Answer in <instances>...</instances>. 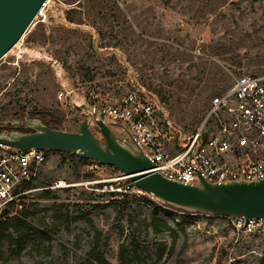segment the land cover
Instances as JSON below:
<instances>
[{
    "label": "rangeland",
    "instance_id": "1",
    "mask_svg": "<svg viewBox=\"0 0 264 264\" xmlns=\"http://www.w3.org/2000/svg\"><path fill=\"white\" fill-rule=\"evenodd\" d=\"M256 74H264V0H50L0 60V120L47 121L51 112L62 117L58 130L77 132L76 121L92 105L90 94L104 100L138 91L187 137L199 127L212 96L236 78ZM209 80L212 90L203 93ZM194 108L196 115L188 116ZM107 125L116 136L123 134ZM172 133L171 149L179 153L185 141ZM58 181L74 188L39 199V189ZM128 181L116 168L94 161L77 167L66 153L49 152L24 209L46 215L59 203L79 208L70 207L67 226L45 229L50 241L41 256L28 245L13 260L3 248L0 264H76L95 238L108 264H120L119 247L130 249L131 242H138L137 258L128 264H264V235L237 234L230 219L159 210L178 236L171 252L167 235L154 236L145 227L152 209L143 204V193L129 199V210L117 220V204H107L97 189L112 182L122 188ZM159 244L166 245L163 254Z\"/></svg>",
    "mask_w": 264,
    "mask_h": 264
},
{
    "label": "built area",
    "instance_id": "2",
    "mask_svg": "<svg viewBox=\"0 0 264 264\" xmlns=\"http://www.w3.org/2000/svg\"><path fill=\"white\" fill-rule=\"evenodd\" d=\"M49 1H45L39 15L45 11ZM56 72L61 76L59 67ZM137 93L134 91L118 99L104 100L92 93L88 97L92 105L84 116L91 117L95 113V118L105 124L110 121L111 125L119 126L123 134L118 137L142 150L155 165L154 170L168 180L195 184L197 173L208 182L218 183L264 179V74L236 78L230 88L211 99L199 127L187 137L172 127L163 110L152 99L141 98ZM92 121L91 118V125ZM172 131L185 141L180 144L179 153L171 149ZM48 153L35 149L18 151L0 144V212L8 209L11 203L14 211H21V198L37 189L23 192L17 189L22 184H34L38 180ZM119 186L115 182L105 183L98 186L97 191L114 193L113 198L116 199H120L122 194L146 195L134 185L130 188L129 183L122 188ZM70 188L74 185L58 181L39 190ZM231 222L237 234L264 235L262 219L236 218Z\"/></svg>",
    "mask_w": 264,
    "mask_h": 264
},
{
    "label": "water",
    "instance_id": "3",
    "mask_svg": "<svg viewBox=\"0 0 264 264\" xmlns=\"http://www.w3.org/2000/svg\"><path fill=\"white\" fill-rule=\"evenodd\" d=\"M45 1L0 0V60L20 41ZM95 116L93 113L76 121L77 132L50 129L38 118L17 120L13 122L16 129L30 132H0V144L18 151L69 153L114 167L147 196L185 214L264 220V179L218 183L208 182L197 173L195 184L168 180L154 170L155 165L142 150L116 136L109 125ZM93 126L103 139L94 135Z\"/></svg>",
    "mask_w": 264,
    "mask_h": 264
},
{
    "label": "trees",
    "instance_id": "4",
    "mask_svg": "<svg viewBox=\"0 0 264 264\" xmlns=\"http://www.w3.org/2000/svg\"><path fill=\"white\" fill-rule=\"evenodd\" d=\"M71 21V20H70ZM210 81V82H209ZM206 81L205 85L206 87L203 90V93H206V91L212 90L210 88V85L212 83L211 80ZM213 96L211 97V99ZM198 111L194 108V110L191 113H187L188 116L190 115H196ZM44 116V115H42ZM48 120H44V118L40 117V120L42 123L50 128V129H57L58 126L61 123V120L54 115H46ZM19 119V117H16V119ZM9 119L0 120V132L2 131V126L5 121ZM30 131L22 129V133H28ZM54 153H61V152H54ZM70 160L73 162L75 166L84 167L89 162H92L88 159H81L77 158L74 155H71L69 153H66ZM96 166L98 167H105L104 165H100L97 162H94ZM111 167V166H108ZM114 168V167H112ZM91 175L87 174L85 176L86 180L91 179ZM130 188L133 187V184L130 183ZM197 183V181H196ZM30 189H35L33 184H22L17 190L18 191H27ZM70 189L65 190H57V191H63L67 192ZM42 193L39 196V199H48L49 197L53 196V191L44 189L41 190ZM101 197H108V199H105V202L108 203H114L118 206V212H117V220H121L123 216L126 214V212L129 210L128 201L130 198H135V195L133 194H122L120 199L113 198L115 196L114 193H103L100 195ZM153 197L151 196H142L143 204H146L149 208H151L150 217L148 222L145 224V227L151 231V233L154 236H160V235H167L171 239V246H170V252L174 249V247L177 244L178 236L174 229L171 228V226L161 217H159L158 211L162 210L165 211L166 214L171 215L173 211L171 207L161 204L158 202L157 204H154L152 202ZM22 201V209L20 211V214L18 216H11L10 212L13 210L14 204H9L8 209H4L0 212V250L3 248L6 249L8 257H10L13 260H18L24 249L31 245L32 249L36 251L38 256H41L42 254H39V250L43 246L45 242H49L50 238L46 235L44 232L45 229L51 228L54 231H57L61 227L67 226L71 221V214H70V207L79 208L78 204H70V203H59L53 205L50 209H48V214L46 215H40L39 210H28L27 208L24 209V198H21ZM174 210V209H173ZM181 212V211H178ZM208 217V216H206ZM227 219V218H226ZM132 216H129V222H133ZM160 254H163V252L166 250V245L159 244ZM138 249V242H131L130 249L125 247L124 245L119 247V253H118V261L120 264H128V262L131 260H135L137 258L136 253ZM49 255V249L46 251ZM128 254H130V257L128 259ZM76 264H108V261L106 260L104 254L101 251V242L100 239L95 238L93 241V244L86 254V258L79 260Z\"/></svg>",
    "mask_w": 264,
    "mask_h": 264
},
{
    "label": "flooded vegetation",
    "instance_id": "5",
    "mask_svg": "<svg viewBox=\"0 0 264 264\" xmlns=\"http://www.w3.org/2000/svg\"><path fill=\"white\" fill-rule=\"evenodd\" d=\"M13 122H14V120L5 121L3 123V126H2V131L6 132V133H11V132H15V131L22 133L23 128L19 127L16 129L13 125Z\"/></svg>",
    "mask_w": 264,
    "mask_h": 264
},
{
    "label": "bare ground",
    "instance_id": "6",
    "mask_svg": "<svg viewBox=\"0 0 264 264\" xmlns=\"http://www.w3.org/2000/svg\"><path fill=\"white\" fill-rule=\"evenodd\" d=\"M56 70L58 71V67L56 66Z\"/></svg>",
    "mask_w": 264,
    "mask_h": 264
}]
</instances>
